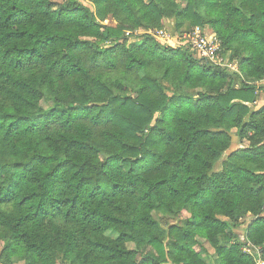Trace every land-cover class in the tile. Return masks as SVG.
Here are the masks:
<instances>
[{
  "label": "trees",
  "instance_id": "obj_1",
  "mask_svg": "<svg viewBox=\"0 0 264 264\" xmlns=\"http://www.w3.org/2000/svg\"><path fill=\"white\" fill-rule=\"evenodd\" d=\"M85 1L0 0L3 264H264V0Z\"/></svg>",
  "mask_w": 264,
  "mask_h": 264
},
{
  "label": "built area",
  "instance_id": "obj_2",
  "mask_svg": "<svg viewBox=\"0 0 264 264\" xmlns=\"http://www.w3.org/2000/svg\"><path fill=\"white\" fill-rule=\"evenodd\" d=\"M128 34L126 33V35ZM153 36L157 41L167 46L188 45L197 56L203 58L207 63L225 68L231 74L238 72L236 62L229 61L228 57L223 58L220 56V42L205 28L194 27L190 32L184 33L179 37V43L176 42V39L169 36L166 30H159ZM244 251L251 254L249 247H245ZM257 264H263V262L257 261Z\"/></svg>",
  "mask_w": 264,
  "mask_h": 264
},
{
  "label": "rangeland",
  "instance_id": "obj_3",
  "mask_svg": "<svg viewBox=\"0 0 264 264\" xmlns=\"http://www.w3.org/2000/svg\"><path fill=\"white\" fill-rule=\"evenodd\" d=\"M57 5L61 4L63 2V0H53ZM79 2H82L84 4H87V2L85 0H77ZM105 25H111L113 26L114 23L111 21V19H108L104 22ZM205 29L211 33V30L209 27H205ZM168 33L169 36L173 37L174 39H176V42H180L179 41V35H175L172 33L171 30H168L166 31ZM262 88H264V82L260 84ZM264 105V93H260L258 94V97H257V100H256V103L250 105V108L251 109H256V108H259L261 106ZM233 134H234V131H233ZM247 146V142L246 141H243L241 143H238L237 139L235 137H233V143H232V146L231 148L224 154L222 160L232 151L240 148V147H246ZM220 168V162L216 165L215 167V170H218ZM188 217V214L186 213H182L180 218L181 219H186ZM155 218L156 220L163 226H166V225H169V224H174L176 221L175 220H172L171 218H168V217H164V216H159V215H155ZM175 221V222H174ZM249 222V218H246L244 220L241 221L239 227L237 228L236 232L238 234V237L240 239L241 242L244 241V229H245V226L248 224ZM1 244H0V252H1ZM0 264H3V260H2V257H1V254H0Z\"/></svg>",
  "mask_w": 264,
  "mask_h": 264
}]
</instances>
